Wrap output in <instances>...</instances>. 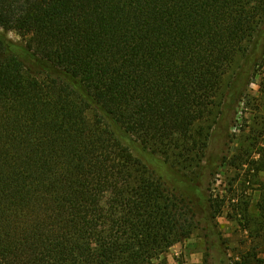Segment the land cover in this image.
Here are the masks:
<instances>
[{
  "label": "trees",
  "instance_id": "16d2710c",
  "mask_svg": "<svg viewBox=\"0 0 264 264\" xmlns=\"http://www.w3.org/2000/svg\"><path fill=\"white\" fill-rule=\"evenodd\" d=\"M0 28L25 41L0 32V264H167L219 234L212 133L264 66V0H0ZM259 210L232 264H264Z\"/></svg>",
  "mask_w": 264,
  "mask_h": 264
},
{
  "label": "rangeland",
  "instance_id": "374dc122",
  "mask_svg": "<svg viewBox=\"0 0 264 264\" xmlns=\"http://www.w3.org/2000/svg\"><path fill=\"white\" fill-rule=\"evenodd\" d=\"M11 1L17 8L22 0ZM0 32L25 44L14 30L0 28ZM240 64L246 65L247 60ZM251 69L256 74L245 90V99L236 104L235 110L212 133L210 155L218 160L214 161L210 188L213 197L223 204L216 220L219 234H212L207 242L198 231L190 241L179 243L183 250L175 257L178 264H232L253 247L251 227L260 215L264 190V168L258 170L264 162V66ZM223 158L225 164L219 161ZM261 250L259 255L264 258V247ZM165 259L167 262L166 256Z\"/></svg>",
  "mask_w": 264,
  "mask_h": 264
},
{
  "label": "crops",
  "instance_id": "0c3cea01",
  "mask_svg": "<svg viewBox=\"0 0 264 264\" xmlns=\"http://www.w3.org/2000/svg\"><path fill=\"white\" fill-rule=\"evenodd\" d=\"M183 250L182 244H176L173 246L169 253L166 255L168 264H178L175 257L180 254V252Z\"/></svg>",
  "mask_w": 264,
  "mask_h": 264
},
{
  "label": "built area",
  "instance_id": "2783aa9c",
  "mask_svg": "<svg viewBox=\"0 0 264 264\" xmlns=\"http://www.w3.org/2000/svg\"><path fill=\"white\" fill-rule=\"evenodd\" d=\"M237 129V127H235Z\"/></svg>",
  "mask_w": 264,
  "mask_h": 264
}]
</instances>
